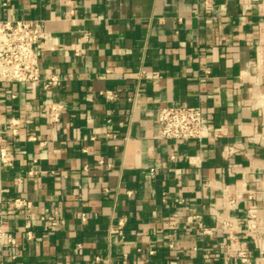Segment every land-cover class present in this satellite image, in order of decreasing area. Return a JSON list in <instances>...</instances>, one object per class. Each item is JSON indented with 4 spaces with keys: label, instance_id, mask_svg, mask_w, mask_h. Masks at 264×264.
<instances>
[{
    "label": "crops",
    "instance_id": "crops-1",
    "mask_svg": "<svg viewBox=\"0 0 264 264\" xmlns=\"http://www.w3.org/2000/svg\"><path fill=\"white\" fill-rule=\"evenodd\" d=\"M35 19L40 81L0 82V264H264V0H0ZM185 104L209 135L161 138Z\"/></svg>",
    "mask_w": 264,
    "mask_h": 264
},
{
    "label": "built area",
    "instance_id": "built-area-1",
    "mask_svg": "<svg viewBox=\"0 0 264 264\" xmlns=\"http://www.w3.org/2000/svg\"><path fill=\"white\" fill-rule=\"evenodd\" d=\"M48 35L44 22L37 19L0 21V82L27 83L40 81L38 52L39 48L48 39ZM58 82L56 76H51L45 86L48 87ZM103 93L108 99H112L116 95L113 90H105ZM62 110L63 105L56 103H50L45 109L53 122L60 119ZM158 126L159 136L166 139L201 141L209 135V128L201 106L185 104L163 107L159 112ZM234 151L235 149L230 146L227 148L226 153L232 154ZM0 163L13 164L7 148L1 144ZM1 191H4V189ZM13 203L16 207L30 206V201L21 197L15 198ZM49 218L53 226L58 223L54 216ZM249 218V225L254 227L256 214L253 210L249 212ZM83 219L86 220L85 216H83ZM223 226L231 232L236 224L230 219H225L223 220ZM27 233L31 238L32 232L28 230ZM231 236L233 237L232 233ZM15 242L14 235L5 231L0 225V245L15 244ZM236 256L243 264H258L245 249L238 250Z\"/></svg>",
    "mask_w": 264,
    "mask_h": 264
}]
</instances>
